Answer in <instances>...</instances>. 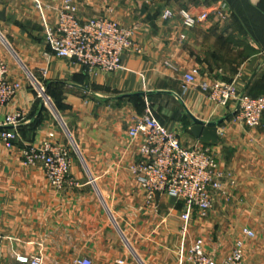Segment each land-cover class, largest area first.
Listing matches in <instances>:
<instances>
[{
	"label": "crops",
	"instance_id": "0c3cea01",
	"mask_svg": "<svg viewBox=\"0 0 264 264\" xmlns=\"http://www.w3.org/2000/svg\"><path fill=\"white\" fill-rule=\"evenodd\" d=\"M76 1L82 20L111 11L135 29V47L122 55L120 71L91 75L53 55L34 0H0V57L10 78L23 83L0 118L26 114L13 149L0 137L3 256L42 251L44 264L82 258L92 264H180L183 203L165 193L149 202L131 170L141 159L142 141L129 134L132 117L150 107L186 145L200 140L192 115L205 122L231 115L218 127L221 141L207 144L224 173L222 190L215 191L207 218L193 216L190 236L202 238L207 252L221 260L250 228L256 237L246 240V264H264V117L250 128L234 118L235 103L217 109L196 86L183 91L184 75L197 67L208 81L241 74L244 92L264 95V0H227L226 21L213 15L196 27L185 26L179 11L197 15L219 0ZM166 10L175 17L165 19ZM47 14L55 23L54 13ZM48 138L67 146L73 139L79 150L72 164L76 185L63 191L52 186L42 165L23 164L24 144Z\"/></svg>",
	"mask_w": 264,
	"mask_h": 264
},
{
	"label": "built area",
	"instance_id": "2783aa9c",
	"mask_svg": "<svg viewBox=\"0 0 264 264\" xmlns=\"http://www.w3.org/2000/svg\"><path fill=\"white\" fill-rule=\"evenodd\" d=\"M34 2L41 13L45 41L53 55L70 59L91 75L116 73L123 69L122 55L135 47L133 27L122 25L111 11L104 16L82 20L76 0H61L59 4L55 0ZM227 9L228 1L219 0L214 7L197 15L186 9L180 10L179 15L185 26L196 27L213 15L226 21L229 18ZM47 12L54 13L55 23ZM163 17L172 19L175 12L166 10ZM240 77L238 74L229 82L208 81L201 79L200 69L194 67L183 77V91L196 86L217 109L235 103L236 121L255 128L264 117V95L252 96L244 92L238 85ZM31 78L39 93L46 97L44 88ZM22 87L21 81L10 78V66L0 57V110L18 96ZM25 117L26 114L19 111L0 118V137L8 149H13L20 140L18 128ZM129 134L132 139L142 140L139 147L141 159L131 166V170L146 191L148 201L152 202L156 195L165 193L184 205L180 264H246V240L256 237L254 230L244 228L243 237L221 260L207 252L202 238L190 236L189 223L193 216L207 218L214 208L215 191L222 190L224 173L212 148L201 140L184 144L177 132L162 124L150 107L132 117ZM22 159L26 166L42 165L47 179L58 191L76 185L72 177L70 146L50 138L26 143L22 148ZM18 261L21 264H44V255L42 251L37 256L20 255ZM75 264H92V261L82 258Z\"/></svg>",
	"mask_w": 264,
	"mask_h": 264
},
{
	"label": "water",
	"instance_id": "95a60500",
	"mask_svg": "<svg viewBox=\"0 0 264 264\" xmlns=\"http://www.w3.org/2000/svg\"><path fill=\"white\" fill-rule=\"evenodd\" d=\"M149 94V93H147ZM229 115L227 118H229ZM227 118L220 119L218 121L205 122L192 115V119L195 123L193 126V131L200 140L206 144L210 143H219L221 137L218 131L219 125L225 121ZM72 142L76 145L75 141L72 139ZM77 146V145H76Z\"/></svg>",
	"mask_w": 264,
	"mask_h": 264
},
{
	"label": "rangeland",
	"instance_id": "374dc122",
	"mask_svg": "<svg viewBox=\"0 0 264 264\" xmlns=\"http://www.w3.org/2000/svg\"><path fill=\"white\" fill-rule=\"evenodd\" d=\"M216 81H220V80H216ZM69 146L72 149V154L76 155L78 153L77 152L78 149L76 148V146H74L72 142ZM0 264H18V257L9 256L8 260H6V258L3 256V253L0 251Z\"/></svg>",
	"mask_w": 264,
	"mask_h": 264
}]
</instances>
